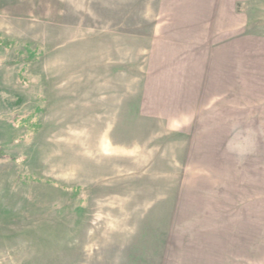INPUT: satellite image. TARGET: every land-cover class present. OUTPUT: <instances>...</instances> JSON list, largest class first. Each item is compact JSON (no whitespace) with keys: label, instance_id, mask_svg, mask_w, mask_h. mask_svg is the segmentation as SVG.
<instances>
[{"label":"rangeland","instance_id":"obj_1","mask_svg":"<svg viewBox=\"0 0 264 264\" xmlns=\"http://www.w3.org/2000/svg\"><path fill=\"white\" fill-rule=\"evenodd\" d=\"M174 2L0 0V264H264L255 123L215 122Z\"/></svg>","mask_w":264,"mask_h":264},{"label":"crops","instance_id":"obj_2","mask_svg":"<svg viewBox=\"0 0 264 264\" xmlns=\"http://www.w3.org/2000/svg\"><path fill=\"white\" fill-rule=\"evenodd\" d=\"M178 13L171 18L175 40L185 36L192 42L205 41L202 51V77L209 89L221 95L215 100V122L229 123L239 116L242 123H255L256 140V234L259 256L264 251V31L249 29L263 26L264 0H175ZM227 26V36L208 46L213 24ZM234 27V28H232ZM238 28V29H237ZM226 31V30H225ZM194 37V39H193ZM177 42V41H176ZM233 92L239 98H233ZM236 96V95H235ZM238 101L233 102V100ZM233 107L235 109H233ZM235 121V120H234ZM258 246V247H257Z\"/></svg>","mask_w":264,"mask_h":264},{"label":"trees","instance_id":"obj_3","mask_svg":"<svg viewBox=\"0 0 264 264\" xmlns=\"http://www.w3.org/2000/svg\"><path fill=\"white\" fill-rule=\"evenodd\" d=\"M16 42H13V41H10V40H8V39H5V38H1L0 37V44H2V45H4V46H6V47H10V46H12L13 44H15ZM16 45H17V43H16ZM19 53L20 54H23V53H28V58H31V59H35V58H37L38 57V53H40L39 52V49H38V47L37 48H32L31 47V45H30V43H25L24 44V50H19ZM36 127H38V124L36 123ZM34 130H36V129H34ZM0 154L1 155H6V154H4V152L3 151H1L0 150ZM28 177V179L29 180H31L32 178H35V177H32V176H27ZM36 180H38V181H43L44 179H42V178H35ZM49 183H53L51 180H47ZM81 188L80 187H76L75 188V190L76 191H78V190H80Z\"/></svg>","mask_w":264,"mask_h":264}]
</instances>
